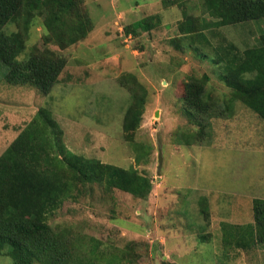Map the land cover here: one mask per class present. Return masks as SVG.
I'll return each instance as SVG.
<instances>
[{
  "label": "rangeland",
  "instance_id": "obj_1",
  "mask_svg": "<svg viewBox=\"0 0 264 264\" xmlns=\"http://www.w3.org/2000/svg\"><path fill=\"white\" fill-rule=\"evenodd\" d=\"M82 1L92 29L65 49L48 45L65 63L47 94L9 85L0 61V155L43 108L68 152L135 171L152 189L140 199L103 184L71 185L47 217L74 244L67 264H264V243L238 247L230 227L250 224L252 201L264 199V120L231 98L223 65L214 62L227 43L239 51L256 46L264 21L220 26L200 0H188L185 11L205 27L184 35L181 9L162 0ZM151 15L158 19L149 32L126 33ZM41 20L34 19L18 59L44 48ZM192 80L231 113H192L184 100ZM128 108L140 111L132 130L125 129ZM0 264L12 261L2 254Z\"/></svg>",
  "mask_w": 264,
  "mask_h": 264
},
{
  "label": "trees",
  "instance_id": "obj_2",
  "mask_svg": "<svg viewBox=\"0 0 264 264\" xmlns=\"http://www.w3.org/2000/svg\"><path fill=\"white\" fill-rule=\"evenodd\" d=\"M187 1L162 0V3L181 9L183 17L178 30L192 35L205 25L185 11ZM82 2L0 0V61L7 67L5 81L9 85L33 87L40 94L50 91L65 60L48 45L65 49L85 38L92 29ZM200 2L220 26L264 21V0ZM37 17L42 18L45 46L33 47L23 59H18ZM155 19L157 15L143 18L126 26L125 31L136 35L135 30L140 28L149 32ZM7 25H14L17 30L7 34ZM261 32L257 45L243 51L233 43L221 46V51L216 49L214 62L223 65L222 77L231 90V98L241 101L264 120V30ZM205 98L200 80L184 85V100L192 113L205 118L231 113L228 104L216 105L208 96ZM139 118L140 111L128 108L125 129L138 127ZM56 131L49 112L40 108L0 155V255L8 256L12 264H67L75 256L70 237L64 231H54L47 223L48 215L60 205L61 198L70 195L71 185L103 184L107 189H118L140 199H146L152 189L150 180L135 171L68 152L61 143L62 132ZM26 209L28 215L23 214ZM230 227L235 230L233 236L238 247L264 243V199L252 201L250 224Z\"/></svg>",
  "mask_w": 264,
  "mask_h": 264
},
{
  "label": "water",
  "instance_id": "obj_3",
  "mask_svg": "<svg viewBox=\"0 0 264 264\" xmlns=\"http://www.w3.org/2000/svg\"><path fill=\"white\" fill-rule=\"evenodd\" d=\"M157 150H158V166H157V174L160 175L161 173V166H162V161H163V156H162V148H161V141L159 136L157 135Z\"/></svg>",
  "mask_w": 264,
  "mask_h": 264
}]
</instances>
